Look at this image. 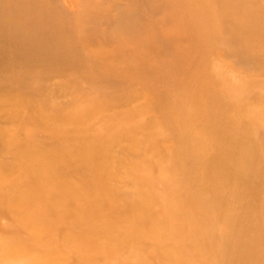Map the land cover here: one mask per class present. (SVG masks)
<instances>
[{
  "label": "rangeland",
  "instance_id": "obj_1",
  "mask_svg": "<svg viewBox=\"0 0 264 264\" xmlns=\"http://www.w3.org/2000/svg\"><path fill=\"white\" fill-rule=\"evenodd\" d=\"M0 264H264V0H0Z\"/></svg>",
  "mask_w": 264,
  "mask_h": 264
}]
</instances>
